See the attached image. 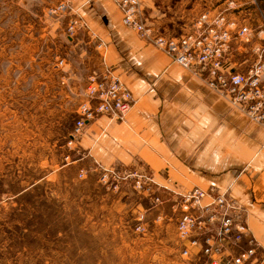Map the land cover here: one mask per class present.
I'll use <instances>...</instances> for the list:
<instances>
[{
    "label": "crops",
    "instance_id": "crops-1",
    "mask_svg": "<svg viewBox=\"0 0 264 264\" xmlns=\"http://www.w3.org/2000/svg\"><path fill=\"white\" fill-rule=\"evenodd\" d=\"M26 1L17 0V5L27 7ZM35 1L40 11L18 23L26 29L22 39L30 42L33 52L46 42L49 59L54 64L64 60L63 68L49 69L48 80L62 69V82L69 81V89L80 95L89 74L107 65L134 100L121 121L100 116L89 122L76 141L78 155L70 163L147 173L153 184L147 195L154 205L174 200L173 192L194 187L226 193L257 240L253 264H264V124L249 119L201 75L173 62L124 26L113 0H70L69 11L57 18L44 14V6L57 0ZM228 1L140 0V4L147 22L167 36L188 30L203 10L226 9L228 17L247 22L251 35L246 53L229 62L230 68L244 72L254 50L264 45V31H260L261 18L247 19L243 12L253 13L257 6L264 12V0H233L235 6L229 9ZM72 18L82 25L69 38L65 30ZM241 246H246V239ZM194 264H203V259Z\"/></svg>",
    "mask_w": 264,
    "mask_h": 264
},
{
    "label": "rangeland",
    "instance_id": "rangeland-1",
    "mask_svg": "<svg viewBox=\"0 0 264 264\" xmlns=\"http://www.w3.org/2000/svg\"><path fill=\"white\" fill-rule=\"evenodd\" d=\"M25 3L0 0V264H180L174 200L154 205L153 184H137L131 168L103 182L96 164L70 163L82 93L62 82V69L48 80L46 42L33 52L22 39L18 22L41 9ZM243 14L264 17L258 6Z\"/></svg>",
    "mask_w": 264,
    "mask_h": 264
},
{
    "label": "built area",
    "instance_id": "built-area-1",
    "mask_svg": "<svg viewBox=\"0 0 264 264\" xmlns=\"http://www.w3.org/2000/svg\"><path fill=\"white\" fill-rule=\"evenodd\" d=\"M113 2L121 10L124 26L162 50L173 62L201 75L211 89L219 91L249 119L264 124V45L254 50V59L246 71H235L229 65L231 57L246 53V43L251 35L246 24L228 17L226 9L215 13L203 10L188 30L178 36H167L147 22L140 0ZM234 6L235 2L229 0L226 8ZM69 9L70 0H57L45 7L44 14L61 17ZM81 25V20L72 18L67 23L66 36L72 38ZM260 31H264V18ZM98 46L104 56L103 43L99 42ZM63 63L60 58L54 67ZM133 101L130 90L109 66L103 65L100 70L89 74L68 135L69 148L89 122L100 116L121 121ZM103 170L108 172L102 177L105 182L106 175L113 174L115 168ZM128 175L136 176L137 184L142 178L151 181L149 176ZM145 189L150 191L151 187ZM173 194L176 196L173 209L180 212L176 222L183 245L180 264H194L201 259L203 264H253L257 257V240L249 234L240 208L226 193H212L194 187ZM153 200L160 202L157 196ZM245 239L246 246L242 247L241 242Z\"/></svg>",
    "mask_w": 264,
    "mask_h": 264
}]
</instances>
